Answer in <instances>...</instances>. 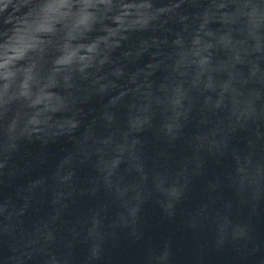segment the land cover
Listing matches in <instances>:
<instances>
[{
  "label": "clouds",
  "instance_id": "9594fccd",
  "mask_svg": "<svg viewBox=\"0 0 264 264\" xmlns=\"http://www.w3.org/2000/svg\"><path fill=\"white\" fill-rule=\"evenodd\" d=\"M262 202L264 0H0V264L255 252Z\"/></svg>",
  "mask_w": 264,
  "mask_h": 264
},
{
  "label": "water",
  "instance_id": "95a60500",
  "mask_svg": "<svg viewBox=\"0 0 264 264\" xmlns=\"http://www.w3.org/2000/svg\"><path fill=\"white\" fill-rule=\"evenodd\" d=\"M230 196V193H226ZM248 208L243 210L247 215ZM252 225L255 229L254 235L257 237L256 243L260 245L259 249L252 252V243L242 252H237L233 248L222 250L207 249L202 254L200 264H264V202L258 205L257 215L252 217ZM174 225L160 220L157 215L149 209L146 210L144 230L146 234L154 237L165 235L174 229ZM197 240L191 236L181 237L179 233L174 238V246L184 251H190L196 248ZM106 264H140V246L130 240H121L111 250V259ZM181 264H193L192 261L181 260Z\"/></svg>",
  "mask_w": 264,
  "mask_h": 264
}]
</instances>
